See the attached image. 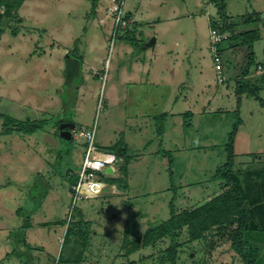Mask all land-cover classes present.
<instances>
[{"label": "rangeland", "instance_id": "obj_1", "mask_svg": "<svg viewBox=\"0 0 264 264\" xmlns=\"http://www.w3.org/2000/svg\"><path fill=\"white\" fill-rule=\"evenodd\" d=\"M218 1L226 5L220 14L212 0H126L131 23L116 34L112 19L99 21L110 0H101L99 9L93 0L25 1L24 20L14 23L20 32H0V111L45 123L33 133H5L0 119V264H160L170 237L121 254L128 217L145 230L170 217L172 200L178 209L205 202L221 185L214 175L230 151L233 170L261 183L264 88L237 94L248 50L229 47L226 39V80L219 83L210 32L211 20L223 23L227 14L237 31L260 29L252 73L245 77L256 80L264 72V0ZM258 14L259 21L243 24ZM127 29L130 37L123 35ZM153 37L156 44L144 48ZM182 82L189 88L181 89ZM61 120L76 123L72 139L61 136ZM94 125L96 145L123 149V161L114 175L100 172L107 187L79 201L72 215L70 222L81 209L93 232L84 260L59 261L70 187L86 151L85 139L74 135ZM113 177L126 186L112 184ZM188 239L185 228L178 235L184 264H246L228 240L210 253ZM72 247L65 245L66 257ZM249 248L264 263V224L251 232Z\"/></svg>", "mask_w": 264, "mask_h": 264}, {"label": "trees", "instance_id": "obj_2", "mask_svg": "<svg viewBox=\"0 0 264 264\" xmlns=\"http://www.w3.org/2000/svg\"><path fill=\"white\" fill-rule=\"evenodd\" d=\"M26 0H0V32L5 28L11 29L14 34H18L20 29L14 23H21L24 17L20 14ZM100 0H93L94 9L98 6ZM218 3V0H212ZM218 8L219 14L226 10L224 1H221ZM130 17V14L127 15ZM232 18L227 14L225 21L220 22V18L212 19V27H217L221 32H230L226 37L229 47L237 48L245 46L248 50V64L243 77L237 80L236 92L239 96L243 94H257L260 89L264 88V72L259 75L256 80L245 77L250 75L251 65L255 61L256 53L254 45L262 37L259 28H246L237 31L238 23H234ZM260 20V15L249 16L243 18V24L251 25V23ZM128 29L123 34L124 37H130ZM224 42V41H223ZM228 47V48H229ZM221 45V52H224ZM264 64V62H262ZM256 65V68L258 67ZM190 115V113H188ZM0 119L3 121L2 130L5 133H33L39 127H42L45 121L37 119H18L13 116L4 114L0 111ZM65 120H61L62 123ZM72 139V137L70 138ZM123 157L124 151L105 150ZM234 151H230V158L227 163L217 169L216 176L221 183V191L210 199L197 205L178 209L171 201V215L156 225H150L145 230L131 221V216L126 221L124 235L121 244L122 255L131 256L133 253L140 251L156 244L159 240L170 237L171 242L162 253L158 255L160 264H184L180 262L181 253L183 252V243L179 242L178 235L183 229H187L189 234L188 242H202L204 252L213 253L220 242L228 240L236 254L241 257L246 264H258L255 253H251L250 234L252 231L260 228V224H264V179L261 183L251 182L249 177H243L245 174L241 170L234 171L232 168V157ZM130 159L125 158L124 162ZM125 163L121 167V171L126 172ZM126 186V183L120 181L119 177L112 178V184ZM122 183V184H121ZM125 188V187H124ZM66 229L63 251L59 261H74L80 263L84 260L85 250L91 244L92 229L90 223L85 220L81 209ZM81 213V214H80ZM31 215V213H30ZM65 224V221L62 222ZM30 226L29 220L23 225L24 228ZM73 244L71 256L66 257L64 248L66 244ZM79 249V251H77ZM207 250V251H206ZM191 256V254H189ZM132 264V262H131ZM204 264H210L205 262ZM264 264V263H262Z\"/></svg>", "mask_w": 264, "mask_h": 264}, {"label": "built area", "instance_id": "obj_3", "mask_svg": "<svg viewBox=\"0 0 264 264\" xmlns=\"http://www.w3.org/2000/svg\"><path fill=\"white\" fill-rule=\"evenodd\" d=\"M110 2L107 13L108 17L113 21V30L114 34H116L124 30L131 22L128 20L124 10L126 0H110ZM226 36V33L221 32L217 27H211V50L219 83H223L226 80L221 52V45ZM74 136L75 138L83 137L85 139L86 151L82 168L75 174V180L70 187L71 202L68 225L79 201L85 198L99 197L104 188L107 187V182L100 178V172L105 171L106 175H114V172L117 171V163L123 161V157L105 151L96 145V125L87 130H80ZM109 167H112V173L107 172Z\"/></svg>", "mask_w": 264, "mask_h": 264}, {"label": "water", "instance_id": "obj_4", "mask_svg": "<svg viewBox=\"0 0 264 264\" xmlns=\"http://www.w3.org/2000/svg\"><path fill=\"white\" fill-rule=\"evenodd\" d=\"M157 39L156 37H153L150 41H148L145 45L144 48L153 46L154 44H156ZM76 123L72 122V121H63L60 126V134L62 137L68 138L70 139L72 137V133L73 130L76 128ZM112 171V167L107 168V172H111ZM194 253H191V256H193Z\"/></svg>", "mask_w": 264, "mask_h": 264}, {"label": "crops", "instance_id": "obj_5", "mask_svg": "<svg viewBox=\"0 0 264 264\" xmlns=\"http://www.w3.org/2000/svg\"><path fill=\"white\" fill-rule=\"evenodd\" d=\"M101 1V0H100ZM99 1V2H100ZM25 3V2H24ZM23 6H24V4H23ZM22 6V7H23ZM101 7V4H99L98 3V6L95 8V9H99ZM103 8V7H102ZM106 8H108V6L107 7H104V15L103 16H101L100 17V23H102V24H105V23H107L108 22V20L110 21L111 19L110 18H108V16H107V14H106V12H107V10H106ZM22 10V8L20 9V11ZM134 16V18L135 19H137V16L136 15H133ZM130 17H132V14L130 15ZM148 48V47H147ZM183 84H184V82H182L180 85H181V89L182 88H189L188 86H186V87H183ZM110 173H112V171L110 172ZM114 186V185H113ZM116 188V187H115ZM221 186H220V184H219V187H217V189L214 191V193H213V195H211V196H209V198L208 199H210L211 197H213L215 194H218L220 191H221ZM217 190H219V191H217ZM217 191V192H216ZM197 194L198 195H195V196H197V197H199V199H202V198H200V195H199V192H197ZM195 196H193L192 198H194ZM203 199H205V198H203ZM208 199H205V200H203V201H206V200H208ZM200 203H202V202H200ZM192 205H199V204H197V203H194V204H192Z\"/></svg>", "mask_w": 264, "mask_h": 264}]
</instances>
